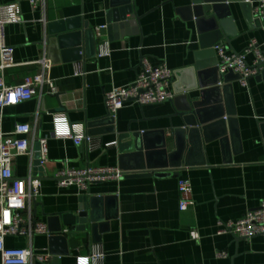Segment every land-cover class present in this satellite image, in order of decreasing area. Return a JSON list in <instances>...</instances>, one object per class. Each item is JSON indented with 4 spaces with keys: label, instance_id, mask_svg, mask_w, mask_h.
Masks as SVG:
<instances>
[{
    "label": "crops",
    "instance_id": "obj_1",
    "mask_svg": "<svg viewBox=\"0 0 264 264\" xmlns=\"http://www.w3.org/2000/svg\"><path fill=\"white\" fill-rule=\"evenodd\" d=\"M258 1L227 3L238 32L229 41H221L227 53H243L256 42L264 56V24L254 16ZM0 2L19 3L23 17L22 23L5 30L7 45L14 48L15 66L0 74L4 82L15 86L27 77L43 75L58 89L57 94H49L48 85L40 87L32 100L7 107L0 118L6 134L19 124L32 129L25 138L33 157L16 158L13 173L17 178L33 176L41 181L40 194L32 204L33 219L50 231L49 215L78 216L81 198L88 197L95 200L101 220L95 230L90 224L86 232L63 226L60 236L67 239L68 249L62 244L53 247V232L36 235L31 242L8 237V248L31 245L37 254L51 258L48 263L35 260L32 264H91L97 249L105 256L98 264H264V237L219 234L222 224L240 220L264 200V82L254 77L245 87L235 74H228L229 82L220 84L227 88L220 99L226 110H235V122L208 124L205 135L197 127L200 134L181 133L176 138L172 129L183 124L180 118H171V102L129 103L115 118L106 106L108 93L134 82L143 59L152 66L166 64L174 72L173 85L179 70L218 67L216 47L214 51L202 48L201 34L184 9L191 0H129L134 14L128 19H140L124 28L119 22L110 23V0H43L35 8L30 0ZM68 21L74 24L61 30L60 25ZM86 24L92 34H86ZM78 32H82L78 57L65 60L76 47H63L58 39ZM254 60V54L248 55L250 64ZM78 69L82 74L76 75ZM205 98L210 102L216 96L210 93ZM57 115L66 116L72 133L82 132L92 138V144L78 146L73 139L57 138ZM131 133L146 135L154 147L163 140L169 151L179 147L182 166L167 169L165 175L148 173L91 184L88 190L59 185L56 175L63 170L125 166L120 136ZM41 139L47 140L48 153L45 162L35 166ZM184 179L192 184L194 205L181 212L179 182ZM194 230L198 240L191 237ZM222 252L225 257L218 256Z\"/></svg>",
    "mask_w": 264,
    "mask_h": 264
},
{
    "label": "built area",
    "instance_id": "obj_2",
    "mask_svg": "<svg viewBox=\"0 0 264 264\" xmlns=\"http://www.w3.org/2000/svg\"><path fill=\"white\" fill-rule=\"evenodd\" d=\"M43 0H30L35 8ZM254 16L264 24V0H259L254 8ZM23 22L20 4L0 2V74L8 68L15 66L14 48L6 43V27ZM105 27L100 28L104 29ZM219 62L218 71L224 76L233 73L240 77V83L247 87L251 78L257 77L264 63V56L256 42L243 53L229 54L222 44L215 48ZM250 54L255 55L252 64L247 61ZM82 74L80 69L76 75ZM174 72L166 65L152 66L146 59L141 61V71L134 82L123 88H116L106 96V106L110 116H116L117 112L129 103L140 106L159 105L171 102L175 98L172 91ZM49 86V94H57V87L43 75L25 78L23 83L15 86L7 85L0 75V118L7 107L16 106L32 100L38 88ZM57 138L73 139L80 146L84 143L92 144V138L82 132L75 135L68 128V119L64 115L54 117ZM32 129L28 124H19L14 132L6 134L0 128V255L2 264H32L35 260L48 263L49 255L37 254L31 245L24 249L8 248L6 238L24 237L29 242L36 235H48L51 233L46 224L37 222L32 216V204L40 194L41 181L30 176L22 179L14 176L13 162L21 156L33 157V151L26 136ZM41 163L45 162L48 153L46 139L39 140ZM109 146V145H108ZM127 173L120 168L100 167L86 168L83 170H63L56 175V180L62 187L77 185L82 190H88L91 184L105 183L108 181H121ZM181 212L188 211L193 205V188L189 180L179 182ZM27 213V216L24 214ZM7 214V215H6ZM219 234H231L235 238L252 239L264 237V200L259 208L251 210L243 218L234 222L222 224ZM194 240L200 238L199 233L191 232ZM219 257H225L226 253H219ZM105 258L101 249H97L90 257L91 264H98Z\"/></svg>",
    "mask_w": 264,
    "mask_h": 264
},
{
    "label": "water",
    "instance_id": "obj_3",
    "mask_svg": "<svg viewBox=\"0 0 264 264\" xmlns=\"http://www.w3.org/2000/svg\"><path fill=\"white\" fill-rule=\"evenodd\" d=\"M244 0H191V5L184 8L188 11V17L194 21L201 34L202 48L212 50L219 45L224 39L234 38L238 35L235 28L232 12H228L229 2ZM111 11L109 12L110 23H121V27H129L136 24L140 18L132 16L133 7L129 0H110ZM227 10V12H224ZM74 21L64 22L60 25V29H70ZM56 26V25H55ZM86 34H92L87 24L85 25ZM63 47H76L75 50L67 53L65 60L74 61L77 59V52L80 51L82 44V32L73 35H65L58 39ZM262 71L257 76V80L264 82V63L261 64ZM233 74V73H228ZM227 74V75H228ZM219 75L218 67L206 71V69L196 66L179 70L175 72L176 83L173 85L175 98L171 101L174 108V115L171 118H180L182 128H173L172 131L176 138L181 133L186 135L198 133L197 127H202L201 132L205 135L207 125L225 126L235 121L236 112L226 110L221 104V95L226 92L227 88H221L222 82L228 83V76ZM240 80L238 75H235ZM199 92V93H198ZM212 94L213 101L206 102V95ZM231 118L224 120L226 114ZM166 140H163L157 147L152 146L148 142L146 135L131 133L120 136L119 149L122 154V163L128 168L121 165L120 168L127 173L126 177L148 175V173L156 175H165L167 169L177 170L182 166L179 159L182 155L181 149L178 147L175 151L168 150ZM178 158V160H176ZM126 160V161H125ZM41 165L40 147L37 148L35 154V166ZM189 166L188 162L185 163ZM81 210L78 216L71 214H51L48 216L50 232L52 233L51 243L53 247L62 244L68 249V241L64 236H60L63 226L73 227V231L86 232L90 224L92 229H96V224L101 221L99 218V210L95 207V200L83 197L81 198ZM62 220V224L60 221ZM59 222V223H58ZM58 233V234H57Z\"/></svg>",
    "mask_w": 264,
    "mask_h": 264
},
{
    "label": "snow or ice",
    "instance_id": "obj_4",
    "mask_svg": "<svg viewBox=\"0 0 264 264\" xmlns=\"http://www.w3.org/2000/svg\"><path fill=\"white\" fill-rule=\"evenodd\" d=\"M7 215V214H6Z\"/></svg>",
    "mask_w": 264,
    "mask_h": 264
}]
</instances>
